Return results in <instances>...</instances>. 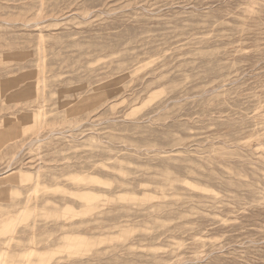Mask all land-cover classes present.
<instances>
[{"label":"rangeland","instance_id":"obj_1","mask_svg":"<svg viewBox=\"0 0 264 264\" xmlns=\"http://www.w3.org/2000/svg\"><path fill=\"white\" fill-rule=\"evenodd\" d=\"M0 264H264V0H0Z\"/></svg>","mask_w":264,"mask_h":264}]
</instances>
